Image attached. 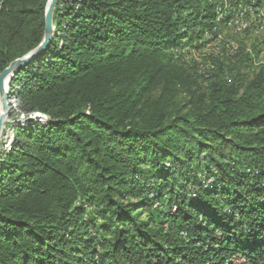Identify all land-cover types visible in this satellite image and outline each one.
Wrapping results in <instances>:
<instances>
[{
    "label": "trees",
    "instance_id": "obj_1",
    "mask_svg": "<svg viewBox=\"0 0 264 264\" xmlns=\"http://www.w3.org/2000/svg\"><path fill=\"white\" fill-rule=\"evenodd\" d=\"M46 3L0 0V72ZM238 12L264 0L57 1L9 81L0 264L264 260V65L238 50L202 88L181 54Z\"/></svg>",
    "mask_w": 264,
    "mask_h": 264
},
{
    "label": "rangeland",
    "instance_id": "obj_2",
    "mask_svg": "<svg viewBox=\"0 0 264 264\" xmlns=\"http://www.w3.org/2000/svg\"><path fill=\"white\" fill-rule=\"evenodd\" d=\"M236 14L238 15L219 32V40L204 41L206 43L197 50L185 47L181 53L191 69L201 76L199 82L202 88L207 86L206 77L213 75L219 65L231 62L238 50L240 52L238 51L237 57L244 55L246 51L255 56L253 65L243 70L249 78L264 65V21L261 22L253 13L249 16H244L243 12ZM240 28L247 29V32L238 30ZM238 66L235 65L236 68ZM6 142V132L2 129L0 144L5 145ZM140 168H146V165L140 164ZM199 176L203 178V175Z\"/></svg>",
    "mask_w": 264,
    "mask_h": 264
},
{
    "label": "water",
    "instance_id": "obj_3",
    "mask_svg": "<svg viewBox=\"0 0 264 264\" xmlns=\"http://www.w3.org/2000/svg\"><path fill=\"white\" fill-rule=\"evenodd\" d=\"M57 1L58 0H47L44 12V31L41 42L26 55L11 61L0 72V134L9 114V81L18 70L32 61L35 57L39 56L50 43L54 33L53 14Z\"/></svg>",
    "mask_w": 264,
    "mask_h": 264
},
{
    "label": "bare ground",
    "instance_id": "obj_4",
    "mask_svg": "<svg viewBox=\"0 0 264 264\" xmlns=\"http://www.w3.org/2000/svg\"><path fill=\"white\" fill-rule=\"evenodd\" d=\"M6 137L9 139V131L6 132ZM231 256H238L239 260H242V264H264V260H253L248 259L246 256L242 254H232L224 258V260L220 264H233V261L230 259Z\"/></svg>",
    "mask_w": 264,
    "mask_h": 264
},
{
    "label": "built area",
    "instance_id": "obj_5",
    "mask_svg": "<svg viewBox=\"0 0 264 264\" xmlns=\"http://www.w3.org/2000/svg\"><path fill=\"white\" fill-rule=\"evenodd\" d=\"M230 259L233 261V264H242V260H239L238 256H231Z\"/></svg>",
    "mask_w": 264,
    "mask_h": 264
}]
</instances>
